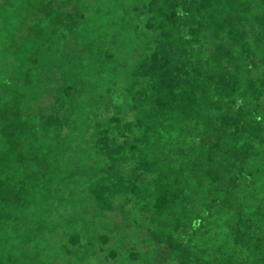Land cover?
Wrapping results in <instances>:
<instances>
[{"label": "trees", "instance_id": "16d2710c", "mask_svg": "<svg viewBox=\"0 0 264 264\" xmlns=\"http://www.w3.org/2000/svg\"><path fill=\"white\" fill-rule=\"evenodd\" d=\"M0 264H264V0H0Z\"/></svg>", "mask_w": 264, "mask_h": 264}]
</instances>
